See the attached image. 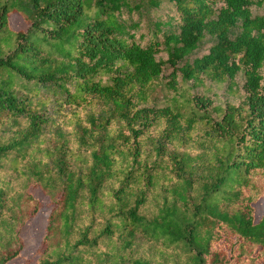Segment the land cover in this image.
Returning a JSON list of instances; mask_svg holds the SVG:
<instances>
[{"label":"trees","instance_id":"1","mask_svg":"<svg viewBox=\"0 0 264 264\" xmlns=\"http://www.w3.org/2000/svg\"><path fill=\"white\" fill-rule=\"evenodd\" d=\"M168 1L163 40L143 42L129 0H0V264L24 249L34 188L52 203L38 264H264L262 3ZM166 64L172 82L242 73L241 103L155 104Z\"/></svg>","mask_w":264,"mask_h":264},{"label":"rangeland","instance_id":"2","mask_svg":"<svg viewBox=\"0 0 264 264\" xmlns=\"http://www.w3.org/2000/svg\"><path fill=\"white\" fill-rule=\"evenodd\" d=\"M159 1V7H156L151 3L152 0H129V7L124 9V17L136 25L134 31H136L137 38L143 37V42L154 37H158L162 41L163 35L156 32L157 24H164L171 16L175 15L172 3L168 0ZM260 1L261 5L252 6L254 15H264V0ZM8 25L12 30H19L25 28L27 23L21 14L12 13L9 16ZM211 45L212 41L207 38L199 49L194 52L193 56L207 53ZM157 56L163 60L168 58L166 51L163 49L158 52ZM173 71L174 68L169 64L164 65L163 73L152 93V99L155 104L160 106L167 104L183 105L188 99H192L194 96H201L207 97L213 106L226 107L228 103L239 105L241 103V96L245 93L243 90L245 79L242 73L237 77V85L232 88L229 82L219 83L211 80L206 75H202L201 80L184 81L179 70L176 73L175 82H172ZM173 83H175V88L171 87ZM79 112L80 117L85 119L87 109L80 110ZM152 134L158 136L159 133L157 130H153ZM33 194L42 203V206L38 214L30 219L22 228L21 236L24 240V249L21 255L8 264H38V250L46 234V226L52 211V203L49 196L41 188H34ZM254 207L255 221L258 222L264 214V198L258 200L254 204ZM169 263L172 264V257H169Z\"/></svg>","mask_w":264,"mask_h":264}]
</instances>
